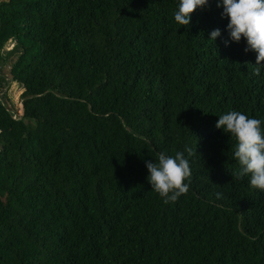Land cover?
I'll use <instances>...</instances> for the list:
<instances>
[{
  "label": "trees",
  "instance_id": "obj_1",
  "mask_svg": "<svg viewBox=\"0 0 264 264\" xmlns=\"http://www.w3.org/2000/svg\"><path fill=\"white\" fill-rule=\"evenodd\" d=\"M218 2L185 28L179 0L0 1V78L23 90L19 117L0 90V264H264V192L216 128L264 121V69ZM185 146L166 204L145 162Z\"/></svg>",
  "mask_w": 264,
  "mask_h": 264
},
{
  "label": "clouds",
  "instance_id": "obj_2",
  "mask_svg": "<svg viewBox=\"0 0 264 264\" xmlns=\"http://www.w3.org/2000/svg\"><path fill=\"white\" fill-rule=\"evenodd\" d=\"M209 0H179L178 9L174 12V20L181 27H188L191 16L197 9L205 8ZM217 7H222V17L228 19L227 31L230 40L239 43L246 41L245 52H254L256 62L253 74L260 76L264 69V0H219ZM221 35L219 29L210 33L214 41ZM228 46V41H225ZM249 65V64H248ZM264 121L249 118L240 111H230L219 116L217 129H222L231 138H235L234 159L240 165L239 175L250 177V186L264 192ZM187 153V157L185 156ZM197 155L191 147L177 151L174 156L158 153L153 163L146 161L147 177L152 190L164 203L175 202L189 191L191 165L189 157Z\"/></svg>",
  "mask_w": 264,
  "mask_h": 264
},
{
  "label": "rangeland",
  "instance_id": "obj_3",
  "mask_svg": "<svg viewBox=\"0 0 264 264\" xmlns=\"http://www.w3.org/2000/svg\"><path fill=\"white\" fill-rule=\"evenodd\" d=\"M0 1H4V0H0ZM6 1V0H5ZM13 46V43H8L6 49L9 50L11 49ZM1 74H6L7 76L9 75V68L4 67V68H0V76ZM6 76V77H7ZM9 78V76H8ZM3 87V88H1ZM2 89L1 92H6V95L3 97L4 98V102L5 104H7V107L10 108L12 111H14L15 115L17 117L20 116V112H21V97H22V93L23 90L21 89V86H19L16 83H9V85H7L6 81L2 82L1 78H0V90ZM0 92V94H1Z\"/></svg>",
  "mask_w": 264,
  "mask_h": 264
}]
</instances>
